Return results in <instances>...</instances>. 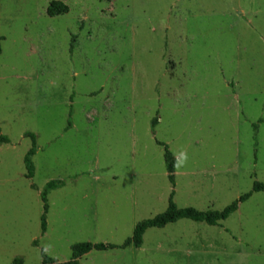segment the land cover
Wrapping results in <instances>:
<instances>
[{"label":"rangeland","instance_id":"1","mask_svg":"<svg viewBox=\"0 0 264 264\" xmlns=\"http://www.w3.org/2000/svg\"><path fill=\"white\" fill-rule=\"evenodd\" d=\"M0 36V264L83 243L115 248L79 264H264V0H0ZM172 193L203 212L251 197L124 248Z\"/></svg>","mask_w":264,"mask_h":264},{"label":"trees","instance_id":"2","mask_svg":"<svg viewBox=\"0 0 264 264\" xmlns=\"http://www.w3.org/2000/svg\"><path fill=\"white\" fill-rule=\"evenodd\" d=\"M69 12L68 6L60 1H53L51 2L48 8V14L52 17L66 14ZM3 37L0 36V54L2 52V43ZM156 125V121H154V126ZM26 137L31 138V147L28 150L27 154L24 157V165L26 169V177L28 179H32L35 173V165L33 162V157L36 155L38 150L37 144V135L33 133H27ZM8 142V138L0 134V144ZM165 160L167 163V170L169 172V177L174 183V174L176 172L175 166L176 161L171 155V153L166 148L165 152ZM63 186L61 181H50L47 183L45 191L42 193V200L45 205V215L48 211V202H47V194L52 190L60 188ZM253 191L255 193H264V184L263 183H255ZM174 193H172L170 200H169V207L166 212L163 214L149 220L142 221L136 225L134 230L133 236L128 239L124 245V248L129 246H134L135 248H141L144 242V235L145 233L152 228L163 229L170 224L177 223L181 220H191L194 222L205 223L209 226H218L222 222L226 221L231 215L237 212L239 209V204L246 202L250 197L251 194H247L242 196L238 201L234 202L230 206L226 207L222 211H199L194 208H185L180 209L173 201ZM46 219L43 218V231L46 232ZM115 246L111 245H103V244H91V243H83L78 244L73 247V257L67 263H59L56 260L50 259L44 254V262L43 264H79L81 258L89 254L93 250L97 251H105L108 249H114ZM13 264H22V260L16 259Z\"/></svg>","mask_w":264,"mask_h":264}]
</instances>
